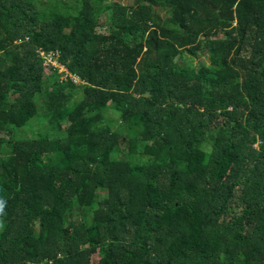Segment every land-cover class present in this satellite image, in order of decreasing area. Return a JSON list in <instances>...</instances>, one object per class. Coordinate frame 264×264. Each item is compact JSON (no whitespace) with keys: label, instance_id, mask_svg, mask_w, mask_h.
Segmentation results:
<instances>
[{"label":"trees","instance_id":"1","mask_svg":"<svg viewBox=\"0 0 264 264\" xmlns=\"http://www.w3.org/2000/svg\"><path fill=\"white\" fill-rule=\"evenodd\" d=\"M0 205V264H264V0H0Z\"/></svg>","mask_w":264,"mask_h":264},{"label":"rangeland","instance_id":"2","mask_svg":"<svg viewBox=\"0 0 264 264\" xmlns=\"http://www.w3.org/2000/svg\"><path fill=\"white\" fill-rule=\"evenodd\" d=\"M38 55H41L43 56V52H37ZM184 62L187 64V63H191L195 66H197L198 64L200 63H205V64H209V56H208V52H202V50H200L199 54H198V57H196L195 59H193V61H190L188 59H184ZM44 65V64H43ZM57 65H61L59 62L57 63ZM46 72L49 73V69H46ZM60 72H66L67 74V69L61 65L60 67ZM65 76V75H64ZM63 76V77H64ZM42 98H43V95L41 94H38L37 97H36V100H41L42 101ZM37 123V122H36ZM39 126L38 124H35L33 126V129L34 131L38 132L39 131ZM107 195V192L104 191V190H100L97 192V198H96V202L100 199V198H103L104 196Z\"/></svg>","mask_w":264,"mask_h":264},{"label":"built area","instance_id":"3","mask_svg":"<svg viewBox=\"0 0 264 264\" xmlns=\"http://www.w3.org/2000/svg\"><path fill=\"white\" fill-rule=\"evenodd\" d=\"M44 54L45 53L43 52V55ZM44 59H45L44 60L45 69H50L51 67H54L55 69L57 68L60 71L61 65H57L58 61L56 59V54H53V53L45 54ZM60 73L63 74V76L65 75L64 78H69L75 82L81 81V78L77 73L71 74L68 72V70H67V74L66 72H60Z\"/></svg>","mask_w":264,"mask_h":264},{"label":"clouds","instance_id":"4","mask_svg":"<svg viewBox=\"0 0 264 264\" xmlns=\"http://www.w3.org/2000/svg\"><path fill=\"white\" fill-rule=\"evenodd\" d=\"M0 207H2V205H0Z\"/></svg>","mask_w":264,"mask_h":264}]
</instances>
